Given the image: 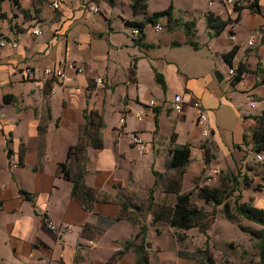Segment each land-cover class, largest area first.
Here are the masks:
<instances>
[{
	"label": "crops",
	"instance_id": "obj_1",
	"mask_svg": "<svg viewBox=\"0 0 264 264\" xmlns=\"http://www.w3.org/2000/svg\"><path fill=\"white\" fill-rule=\"evenodd\" d=\"M132 1L93 0L98 12L92 14L85 0H66L57 9L52 0H0V41L6 43L0 48V264H137L142 242L149 264H157L150 251L164 248L177 230L166 220L155 221L177 200L175 170L169 167V150L177 146H191L180 194L197 191L217 167L221 178L240 173L241 202L264 210L260 194L245 199L253 182L243 184L264 169L252 146L244 145L255 123L250 116L264 113V0L256 1L257 11L242 0L236 9L223 0H146L136 11ZM169 8L171 16L156 23L162 32L149 23L139 38L132 35L130 23ZM208 15L228 22L219 35L209 36ZM36 26L40 36L32 33ZM229 60L235 70L245 69L237 83ZM73 62L82 72L67 68L62 83L44 75L46 68ZM27 68L34 70L33 79ZM100 77L104 84L95 82ZM176 95L183 98L180 114L173 110ZM195 100L207 111L209 137L197 124ZM87 118L83 185L92 193L90 209L58 172L83 137ZM133 132L148 144L143 156L132 147ZM204 146L214 156L210 163ZM155 171L163 176L155 178ZM123 205L127 217L117 221ZM49 221L58 230L49 229ZM137 234L135 246L117 257ZM156 257L165 263L164 256Z\"/></svg>",
	"mask_w": 264,
	"mask_h": 264
},
{
	"label": "trees",
	"instance_id": "obj_2",
	"mask_svg": "<svg viewBox=\"0 0 264 264\" xmlns=\"http://www.w3.org/2000/svg\"><path fill=\"white\" fill-rule=\"evenodd\" d=\"M18 0H15L17 2ZM115 0H109L110 4H114ZM132 6L134 10L144 9L146 7V0H133ZM255 10H258V7H252ZM172 8H169L165 11L157 12L148 18L145 19L143 23H130V25L134 28H139L141 31V35H143L144 27L147 24H156L160 18L165 16H171ZM228 25V22H222L219 19L213 17L212 15L207 16V26L211 31L209 34L210 37L219 35L225 27ZM183 26L188 29L189 24L183 23ZM140 35V36H141ZM187 36H190V32L187 31ZM138 45H143L141 41H138ZM235 51L232 50L226 57L229 58L234 57ZM229 65L232 67V63L229 60ZM135 65L132 67V74L135 73ZM245 69L243 66H239L236 69V73L233 76V83H237L241 80ZM160 74H157L156 78L165 89L164 82L160 79ZM4 101L8 103L11 101L10 96H5ZM250 119L255 121L254 125L248 129V134L245 138V146H252V149L257 154H264V113L261 115L250 116ZM91 121V120H90ZM89 119L87 118V126L83 132V137L77 142L75 145L71 146L67 153V161L64 163H60L58 165L59 174L68 181L73 183L72 195L78 196L83 199V203L87 208H91V196L92 193L89 189H87L84 185V177L83 170L85 166V150L88 145L89 139ZM101 146V145H100ZM13 153L10 151L9 156ZM170 155V168L175 170L174 177L172 179V185L176 186L174 190L177 193V200L174 206L171 209H166L165 211H161L157 217H155V221L166 220L170 224L171 227L179 229V230H190L196 227V221L203 219V210L198 208L193 203V192L180 194L181 182L182 178L186 172V168L191 161V146L190 145H182L173 147L169 150ZM204 157L205 162L210 163L211 159H214L213 154L210 152V148L204 146ZM71 161V162H70ZM73 165L75 167H73ZM264 168V165H263ZM249 169H252L250 167ZM155 178L162 177L163 174L158 172H154ZM239 176L240 173L235 174L232 173L230 176L226 175L224 178H221V185L217 186H196L199 192V196L201 199H204L206 202H210L213 204L212 213L215 214L218 207L222 206L224 210V215L228 220H232L235 217H243L244 219L257 223L263 226V230L255 231L250 228H242L243 231L247 232L249 235L256 239H260L264 241V210L258 209L247 202H241L242 193L239 189ZM248 182V178L245 177ZM81 182V183H80ZM245 182V184H247ZM198 183V182H197ZM195 188V189H196ZM173 189V187H172ZM85 190L84 192H82ZM22 195L28 199L32 200L28 194V192L21 190ZM100 196V194H98ZM94 197V194H93ZM126 205H123V211L118 216L117 221L122 220L127 217ZM208 232L207 229H204V234L206 235ZM142 235V233H141ZM140 234H137L132 240H129L123 244V250L119 252L117 257H121L124 253V250H129L135 246V242L141 237ZM207 240L205 242L206 247L203 250L204 256L206 258V264H215L213 257L209 251V236L206 235ZM144 242L139 245L136 249L139 255V259L137 264H149L148 257L145 253ZM263 254H264V244H263ZM115 257V259L117 258ZM114 260V259H113Z\"/></svg>",
	"mask_w": 264,
	"mask_h": 264
},
{
	"label": "rangeland",
	"instance_id": "obj_3",
	"mask_svg": "<svg viewBox=\"0 0 264 264\" xmlns=\"http://www.w3.org/2000/svg\"><path fill=\"white\" fill-rule=\"evenodd\" d=\"M259 166V164H255ZM220 169V168H219ZM237 170H240L237 168ZM245 172L244 170L241 173ZM209 173V172H208ZM204 176V182L207 180ZM223 175L220 169V175L215 182L208 186L218 184ZM243 177V175H241ZM248 182H253L251 187L246 190L245 199H254L260 194L264 199V191L261 188L264 184V169H261L257 175L251 173L247 175ZM202 182V186L204 185ZM244 187L241 186V189ZM193 203L203 210V219L196 221V227L190 230L177 229L172 233V237L167 238V245L164 248L155 247L150 251L153 261L159 263L156 256H164V264H206V258L203 250L206 247V235L209 236V251L215 264H264L263 244L264 241L256 239L243 231L242 228H250L255 231L263 230V226L257 223L247 221L243 217H235L228 220L224 215L223 207L217 208L215 214L212 213L213 204L201 199L198 191L193 192ZM204 229L208 232L205 235ZM168 235V234H167ZM176 238V243L174 241ZM149 251H147L148 253ZM148 257V255L146 254Z\"/></svg>",
	"mask_w": 264,
	"mask_h": 264
},
{
	"label": "built area",
	"instance_id": "obj_4",
	"mask_svg": "<svg viewBox=\"0 0 264 264\" xmlns=\"http://www.w3.org/2000/svg\"><path fill=\"white\" fill-rule=\"evenodd\" d=\"M66 0H52L51 2V6L54 9L59 8ZM243 4H249V6H257L256 1L257 0H242ZM87 6H88V10L90 11V13L95 14L98 12V7L96 6V4L93 2V0H85ZM223 3L230 7L231 9H236V7H240V1L239 0H223ZM212 3H210L211 5ZM154 29L157 33L162 32L163 27L160 24H155L154 25ZM32 33L34 34V36H40L42 34V28L41 26H36L32 29ZM132 35L135 38H139L141 35V31L139 30V28H133L132 31ZM253 37L250 38L249 40V45L253 44ZM5 42L2 40L0 41V48L5 47ZM13 47H16L17 44L14 41L12 43ZM67 68L80 73L82 72V68L81 66H79L77 63H70L68 65V67H65L64 65H56L54 67L51 68H46L44 70V75L47 78H51L54 79L58 82H64L67 80V74H66V70ZM236 73V70L234 68L229 69V75L230 76H234ZM27 76L29 79H33L35 77V72L34 70L27 68ZM95 82L97 84H104L105 80L104 78L100 77L97 78L95 80ZM156 100H151L148 105L150 107H154L156 105ZM254 105V104H252ZM192 106L193 108L196 110L197 113V124L202 128V132H203V136L205 137H209L211 135V129L208 127L207 125V111L205 110V108L199 103V101L195 100L192 102ZM173 110L180 114L183 110V98L181 95H176L173 98ZM143 114L144 111H139L136 114V118L140 121L143 118ZM125 117H122L120 122L121 124H125ZM130 139H131V144L133 149L135 150V152L137 153V155L139 156H143L147 153L148 151V144L145 141V139L143 138L142 134L139 132H133L130 135ZM257 160L260 162H264V154H257ZM9 159L11 161V164L13 167H17L19 165V161L17 160V158L15 157L14 154L9 156ZM220 175V169L217 167H213L210 169L208 176H207V180H205L204 185H208L211 182H215L217 180V177ZM48 228L51 230H58V227L55 225L54 222L49 221L47 224ZM65 230L70 231L71 227L70 226H66ZM90 245H93L94 242L93 241H89Z\"/></svg>",
	"mask_w": 264,
	"mask_h": 264
}]
</instances>
